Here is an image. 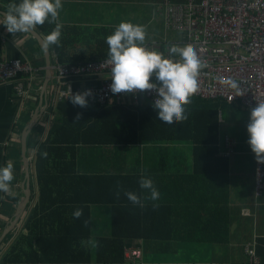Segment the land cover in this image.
Segmentation results:
<instances>
[{"label": "trees", "instance_id": "1", "mask_svg": "<svg viewBox=\"0 0 264 264\" xmlns=\"http://www.w3.org/2000/svg\"><path fill=\"white\" fill-rule=\"evenodd\" d=\"M0 2L12 5L19 0ZM54 28V23L46 22L37 26L36 31L46 39ZM115 29L62 25L59 46H49L52 64L108 58L106 37ZM164 50L162 46V54ZM190 99L185 106L187 120L171 128L155 119L152 104L147 101L133 106L123 102L89 104L87 108L73 106L70 100L60 101L57 107L64 117L63 126L40 144L34 156L28 152L35 177L31 185L32 203L14 242L6 249L4 244L0 245V264H215L216 247L226 252L231 244L233 218L229 209L223 208V213H218L214 206L204 203L205 199H220L221 194L224 197V186L195 187L198 181L187 175L164 176L160 170L167 166L156 160L155 166L146 167L144 172L139 163L134 170L126 172L123 162L115 173H88L81 162L85 153L78 157L76 148L95 144H189L192 175L196 173L202 178L221 167L230 173L233 165H243L248 151L239 141V127L235 124L237 111L243 108L241 101ZM225 109L232 114L226 115ZM77 113L83 114L79 121ZM229 137L233 139L232 145L227 143ZM221 139L227 157L219 156ZM30 140L31 136L28 144ZM166 161L172 163L171 159ZM140 179L151 180L160 193L156 211L151 204L134 209L124 196L125 190L140 195ZM228 194L229 191L227 197ZM263 200L257 199L259 206ZM78 208L83 209V215L75 219L73 212ZM96 208L102 212L101 229L96 227L99 223L95 218ZM252 217L251 211L245 218ZM132 248L142 250L140 259L128 258V250ZM253 248L264 264V235L254 232L252 241L244 245L249 260L248 250Z\"/></svg>", "mask_w": 264, "mask_h": 264}, {"label": "crops", "instance_id": "2", "mask_svg": "<svg viewBox=\"0 0 264 264\" xmlns=\"http://www.w3.org/2000/svg\"><path fill=\"white\" fill-rule=\"evenodd\" d=\"M98 1L102 3L107 2L108 4L121 2L120 0H62L63 8L60 11L58 22L62 25H77L80 27L117 28L121 23L120 20L118 22L116 20L114 22L108 21L114 19V17H112L114 15L110 14L109 11L115 9H111V7H96L98 4L95 3ZM133 1L141 2L143 5L148 7L151 6L153 9H158V11L165 13V0L161 1V3L158 0ZM168 1L175 7L185 5L188 2V0ZM201 1L202 0H196L197 3H201ZM10 5L11 4L9 3L0 2V11L8 12ZM0 16L3 17L1 14ZM191 21L192 20H189V23ZM2 24L3 20L0 19V62L22 60L35 70V74L32 77L33 79H31L30 74L20 75L24 85L31 89L29 97L24 101H21L16 95L15 82H5L0 84V167L7 166L9 163L12 164L14 175V179L10 183V190L7 193L0 192V237L10 226L20 203L25 199L26 175L22 157V137L24 131L31 123L37 109L40 107L42 88L46 73L44 70L46 64L44 63L45 58L44 53H42L43 50L41 51V47L32 39L33 37L28 33L10 34ZM166 27L167 33L171 34V36L165 33V37L167 36L166 39L170 41L181 42L184 40V37H187L185 33L179 32L177 29L174 31H168V25H166ZM180 37H183V39L179 41L178 39ZM159 38L161 37H158V39ZM155 43H160V40L156 41V38H154L153 42L147 46L153 47ZM152 49L161 52L157 48ZM101 82V78L97 80L75 79L72 80L71 84L73 87H98ZM56 86L57 85L51 81L48 90V100H50V102L45 109L46 114L42 116L39 123L34 127L31 132L32 135L30 134L31 140L30 144H28V152L31 153L32 156L37 152L36 149L40 144L45 142L49 138V135H54V132L60 129L64 124L62 112H59L57 105L56 107H53L52 97L53 90ZM123 103L124 105L126 104V106H133L130 102ZM235 124L237 128L240 127L237 123V119ZM223 125H226V120ZM223 125L221 128L226 130ZM228 139H230V137ZM223 144V139H221L218 145L220 149L219 156L227 157L223 149ZM76 148L78 149V157L80 156V153H85L82 158L83 161L81 162L84 163V170L88 173H115L117 167L123 162L126 172L134 170L138 163L141 165V170L144 172L146 167H154V162L156 160V162L164 164L163 167L167 166V169L160 170L162 172L161 174L164 176L172 175V177L175 178L187 175L193 180L198 181L197 184H194L195 187H198V184L204 188H214L217 185H220L221 187L224 186V197H222L221 194L220 199H205L204 203H207L210 207L214 206L218 213H223V208L225 211L229 209L232 215L231 218H233L231 244L226 247V252H222L221 250L218 254L214 253L215 259H213V262L215 264L249 263V259L244 254L243 247L246 243L252 241L254 232L264 235V200L261 202V206L257 208L255 206L254 212L249 208L250 205H252L253 200L247 199L248 194L244 191L243 187L247 182L250 183V172L249 176L247 174L245 175L244 172L246 171L242 164H232L233 168L230 173H225L223 171L224 169H221V167L215 170L212 174L202 178L196 173L192 175L194 173V166L192 164V150L189 144H163L162 146L95 144L92 146L78 145ZM167 159H171L172 163H168V161H166ZM137 160H139V162H137ZM117 162H119L118 166H116ZM32 168L33 165H31V185L32 182L34 183L35 181L33 174L34 168ZM255 170L257 171V165L255 166ZM254 176V182H252L253 186L256 187V173ZM228 191L229 194L227 197ZM255 193L256 188L253 193H251V196L255 198L256 205L258 201ZM32 198L33 191L31 201ZM191 199H193V197ZM195 199H200V197H196ZM31 201L30 204L32 203ZM244 209L251 210L254 213V217H243L242 211ZM25 213L23 217L25 216ZM101 213L102 212L99 208L95 209V218L99 222L96 226L98 229L103 227L100 216ZM22 218L16 228L9 233L3 241L2 244L5 245V249L6 246L9 248L10 244L14 242L16 236L20 233L21 226L23 225ZM250 220L254 221V229L251 227ZM238 238L242 239V242L238 240ZM209 250L210 249H208V251ZM1 255L2 253L0 256ZM206 262L210 263V261Z\"/></svg>", "mask_w": 264, "mask_h": 264}, {"label": "built area", "instance_id": "3", "mask_svg": "<svg viewBox=\"0 0 264 264\" xmlns=\"http://www.w3.org/2000/svg\"><path fill=\"white\" fill-rule=\"evenodd\" d=\"M164 7L168 30L177 29L187 37L181 42L166 39L155 43L153 47L144 46L150 50L157 48L160 51L162 46L165 47L163 55L173 63H179V60L168 55L171 48L192 47L196 50L205 67L199 76V91L192 97L223 98L229 102L241 97L251 108H254L257 102L264 101V0H202L201 3L188 0L185 5L178 7L165 0ZM189 20L192 21L189 23ZM107 60L77 65L58 63L55 67L54 84L57 86L53 90V107L60 101L68 100L69 87L73 94L91 89L92 96L88 99L93 105L104 106L128 101L134 102V105H140L143 101L153 104L155 93L113 94L110 90L111 65ZM21 74H30L33 79L35 70L22 60L0 62V84L15 82L16 95L24 101L29 97L31 89L24 85L20 78ZM99 78L102 82L98 87L75 88L71 84L75 79ZM227 78L241 82L243 96L233 98L235 91L223 83ZM45 111L43 115L46 114ZM256 196L264 198L262 164H258ZM256 205H260L259 201ZM242 215L249 217L251 211L244 209ZM248 255L250 258L248 264H261L254 248L248 250ZM127 256L140 259L142 250L129 249Z\"/></svg>", "mask_w": 264, "mask_h": 264}, {"label": "clouds", "instance_id": "4", "mask_svg": "<svg viewBox=\"0 0 264 264\" xmlns=\"http://www.w3.org/2000/svg\"><path fill=\"white\" fill-rule=\"evenodd\" d=\"M62 8V0H19V3L10 5L4 18H0L4 19L2 25L10 34L30 33L46 22L54 23L55 28L44 41L43 47L47 51L49 46H59L62 24L58 21ZM145 39L144 26L130 22H121L114 33L106 37L109 46L107 63L111 65L110 90L113 94L155 93L152 104L155 119L171 128L187 120L185 106L199 91V76L205 65L192 47L171 48L168 55L179 60V63H173L165 59L161 52L146 48ZM223 83L235 91L233 98L244 95L241 82L227 78ZM91 96V89L75 94L70 87L68 89V100L73 106L87 108ZM82 115L77 113L76 120L79 121ZM247 134L248 145L256 162L264 165V101L257 102L251 110ZM13 179L12 164L0 167V192L7 193ZM138 192L140 195L133 191L123 192L129 205L134 209H143L151 204L152 210L156 211L160 193L152 181L140 179ZM116 194L119 196L120 192ZM82 215V208L73 212L75 219Z\"/></svg>", "mask_w": 264, "mask_h": 264}, {"label": "rangeland", "instance_id": "5", "mask_svg": "<svg viewBox=\"0 0 264 264\" xmlns=\"http://www.w3.org/2000/svg\"><path fill=\"white\" fill-rule=\"evenodd\" d=\"M120 1H121L120 3H112V4H108L107 2L102 3L100 1H98L95 4H98V5H96V7H99V8L111 7V9L112 8L115 9V10L109 11L110 14L114 15V16H112V17H114V19L108 20L109 22H111V21L114 22L115 20L118 22L120 20L121 22H130L133 24L143 25L145 30H146V39H145L144 45L147 46L148 44L152 43L154 38H156V41L160 40V42L166 40L167 36L165 37V35L169 34V33H167L166 15L164 12H160V11H158V9H153L151 6L148 7L146 5H143V4H141V2H137V1H133V0H129V1L120 0ZM158 1L161 3V1H163V0H158ZM171 1H173V0H171ZM168 31H170V30H168ZM169 36H171V34H169ZM176 36H179V35H176ZM158 37H161V38L158 39ZM182 39H183V37H180L178 40L180 41ZM108 58H105V59H108ZM93 61H97V60H93ZM86 62H91V61H86ZM86 62H82V63H86ZM82 63H79V64H82ZM57 65L58 64H54V65L52 64L53 68H52V79H51V81L53 83H54V76H55V67ZM61 65H75V63H67V64H61ZM41 76H42V74H41ZM50 84H51V82H50ZM77 88H89V87H77ZM48 90H49V88H48ZM128 102H130V101H128ZM143 102H141L140 104H142ZM116 103H118V102H116ZM130 103L132 105H134V102H130ZM90 105H93V104H90ZM225 112H226L225 113L226 115L232 114V112H230L227 109H225ZM237 112H238L237 123L240 126L239 130L237 132V136H239V139H240L239 141L242 143V145H245L246 151H248V154L246 156H244L243 166H244V169L246 171V172H244V174L245 175L247 174L249 176V172H250V183H251L250 184L247 182L246 184H244L243 189L248 194L247 199L253 200V203H252V205H250L249 208H251V210L254 212V210H255V200L254 199L255 198H253V196H251V193H253V191L255 189V186H253V182H254V177H255L254 174L256 173V170H255L256 160H255L254 154L251 152L250 147L248 145L247 124H248L250 112L247 111L245 108H241V110H238ZM234 129H237V128H234ZM235 131H237V130H235ZM230 140L233 142V139L230 138ZM260 199H262V198H260ZM250 221H251V227L254 229V221L253 220H250ZM221 250L223 252V249L216 247V253L215 254H218V252Z\"/></svg>", "mask_w": 264, "mask_h": 264}, {"label": "water", "instance_id": "6", "mask_svg": "<svg viewBox=\"0 0 264 264\" xmlns=\"http://www.w3.org/2000/svg\"><path fill=\"white\" fill-rule=\"evenodd\" d=\"M4 11H0V14L4 17ZM31 35L34 40L38 43V45L41 47L44 53L45 58V80L42 88V100L40 103V107L37 109L35 115L33 116V119L29 126L24 131L23 137H22V157L25 167V174H26V184H25V199L20 203L17 213L11 222L10 226L4 231V234L0 237V245L3 243L5 238L9 233H11L17 226V224L20 222L21 218L23 217L24 213L27 211L28 206L30 205L31 196H32V189H31V164L30 160L28 158V138L34 129V127L39 123L40 119L43 116V113L48 105L47 98H48V88L49 84L52 79V60L51 56L52 53L50 51V48H48L47 51H45L43 45L45 39L42 37V35L38 31H33L28 33Z\"/></svg>", "mask_w": 264, "mask_h": 264}, {"label": "bare ground", "instance_id": "7", "mask_svg": "<svg viewBox=\"0 0 264 264\" xmlns=\"http://www.w3.org/2000/svg\"><path fill=\"white\" fill-rule=\"evenodd\" d=\"M263 77H264V74H263ZM237 101H241V103L243 104V108H245L247 111H250L251 112V110L253 109L251 107H248V105L246 104V102H245V100L243 98L240 97V98L236 99L234 102H237ZM227 143L229 145H232L233 144V142L230 139L227 140ZM256 165H257V170H258V164H257V162H256ZM256 181H257V171H256V180H255V183H256ZM257 199H260V198H257Z\"/></svg>", "mask_w": 264, "mask_h": 264}]
</instances>
